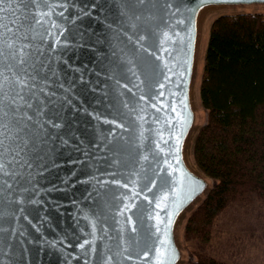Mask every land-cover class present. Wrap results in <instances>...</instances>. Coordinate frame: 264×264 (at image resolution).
<instances>
[{"label": "water", "instance_id": "1", "mask_svg": "<svg viewBox=\"0 0 264 264\" xmlns=\"http://www.w3.org/2000/svg\"><path fill=\"white\" fill-rule=\"evenodd\" d=\"M254 6L264 0L3 5L5 23L8 9H25L18 46L42 50L50 95L40 93L42 117L27 110L38 122L28 121L19 174L3 177L0 264H181L179 221L214 183L188 156L202 24Z\"/></svg>", "mask_w": 264, "mask_h": 264}, {"label": "trees", "instance_id": "2", "mask_svg": "<svg viewBox=\"0 0 264 264\" xmlns=\"http://www.w3.org/2000/svg\"><path fill=\"white\" fill-rule=\"evenodd\" d=\"M198 89L205 121L191 154L214 183L184 224L188 264H229L206 251L219 210L229 202L264 207V12L212 20Z\"/></svg>", "mask_w": 264, "mask_h": 264}, {"label": "snow or ice", "instance_id": "3", "mask_svg": "<svg viewBox=\"0 0 264 264\" xmlns=\"http://www.w3.org/2000/svg\"><path fill=\"white\" fill-rule=\"evenodd\" d=\"M12 2L13 0H0V195L3 194V185L7 184L8 188L12 187V184L3 177L12 176L14 178L19 174L14 169L16 165L21 164L23 159L21 153L30 143L27 138L31 132L28 121L38 122L34 121V117L29 115L27 110L35 113L36 117H42L46 105L40 93L50 95L44 87L47 83L45 74L49 69L41 59L42 50L28 51L32 47L30 44H19L18 46L17 34L24 21L28 19L27 14L20 16L18 13L24 12L25 9H8L10 19L8 23H5L3 5ZM40 2L42 0H15L17 5ZM51 2L52 0H49V3ZM135 2L142 4L146 0H135ZM235 2H242V0H235ZM53 11L54 8L50 7L47 12L34 13L35 19L32 27H43L47 23L44 17H50ZM59 14L63 15V13ZM52 27L56 25L53 24ZM36 35H41V33L37 32ZM165 35L167 38V34ZM24 39H28L27 35ZM185 108H187L186 104ZM53 126L58 127V125ZM25 129H28V132H25ZM22 133L24 135H21ZM27 163V160L23 161V164ZM171 222L169 219V224ZM167 251L168 249L165 248L164 251H159V255L163 257ZM145 255L147 256V253ZM158 264H164V261L161 260Z\"/></svg>", "mask_w": 264, "mask_h": 264}, {"label": "rangeland", "instance_id": "4", "mask_svg": "<svg viewBox=\"0 0 264 264\" xmlns=\"http://www.w3.org/2000/svg\"><path fill=\"white\" fill-rule=\"evenodd\" d=\"M241 11H261L264 6L242 7L234 10H220L210 12L204 17L203 37L200 45V54L197 58L196 78L194 87V99L196 109L199 113V125L205 121V112L199 99V81L202 72V60L205 51L208 32L212 20L222 13H235ZM194 137V136H193ZM191 139V144L192 140ZM190 142V141H189ZM191 144L188 145L189 161L197 168L191 154ZM190 147V148H189ZM199 169V168H198ZM213 182H211V185ZM200 202V201H199ZM257 204V203H254ZM186 212L180 219L177 228V237L182 249L181 264H188L192 261V244L184 239V224L190 212ZM212 238L206 247V251L229 264H264V207L245 206L229 202L225 204L214 219L212 227Z\"/></svg>", "mask_w": 264, "mask_h": 264}]
</instances>
